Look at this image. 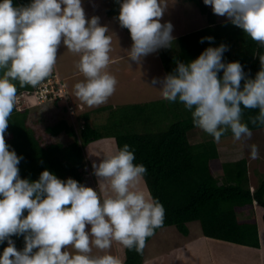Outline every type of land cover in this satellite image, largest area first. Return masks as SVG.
<instances>
[{
    "label": "clouds",
    "instance_id": "9594fccd",
    "mask_svg": "<svg viewBox=\"0 0 264 264\" xmlns=\"http://www.w3.org/2000/svg\"><path fill=\"white\" fill-rule=\"evenodd\" d=\"M118 2L116 18L132 41L128 62L139 64L172 45L173 25L161 22L167 0ZM203 3L264 48V0ZM99 20L96 15L86 18L82 0H28L25 5L0 0V244L7 241L0 264H120L107 251L114 241L142 252L146 238L163 223L164 207L140 188L147 169L134 163L128 144L95 154L101 157L92 162L101 198L97 189L71 177L62 180L47 169L35 180L21 178L23 157L4 139L17 102L16 82L36 86L49 77L61 44L79 55L77 68L84 79L75 83V96L89 107L107 102L117 80L107 71L112 36ZM213 39L207 36L200 42ZM227 50L224 43L206 47L186 63L177 61L163 78L153 77L150 86L162 99L183 104L193 125L214 140L231 131L241 141L252 135L242 122L243 109H258L250 122L264 126V53L257 55L260 67L250 78L239 61L225 62ZM249 149L250 158L257 159L258 146ZM13 236H23L22 249L16 248ZM94 248L102 254H93Z\"/></svg>",
    "mask_w": 264,
    "mask_h": 264
},
{
    "label": "trees",
    "instance_id": "16d2710c",
    "mask_svg": "<svg viewBox=\"0 0 264 264\" xmlns=\"http://www.w3.org/2000/svg\"><path fill=\"white\" fill-rule=\"evenodd\" d=\"M192 1L208 17V24L179 35L170 47L158 49L163 75L172 72L177 61L186 63L206 47L224 43L228 46L225 62L239 61L246 76L254 77L260 67L257 55L264 53V48L227 19L217 22L203 0ZM13 2L14 5H25L28 0ZM114 6L117 17L118 0ZM207 36L214 39L201 43V38ZM173 43L177 44L175 51L171 49ZM16 84L17 97L21 93L24 96L16 102L8 118L4 139L18 156L23 157L18 165L21 178L35 180L47 169L62 180L71 177L83 184L87 175L85 147L102 138H113L116 149L128 144L135 154L134 163L146 167L143 180L148 194L165 210L162 225L146 238L145 245L164 226L173 225L181 234L188 235L187 224L198 221L205 237L260 248L258 222L264 223V176L254 186L250 182L247 160L236 155L229 157L234 153L230 149L232 139L227 135L232 133L225 132L216 141L203 132L205 136L200 141L192 142L190 130L197 127L192 123L190 112L179 101L169 102L159 96L147 101L101 106L94 113L107 111V118L99 125L91 124L92 111L76 106L74 125L68 118L60 116L44 128V133L51 137L64 133L72 140L68 143L43 142L29 124L30 108L49 102H36L33 91L37 85L21 87L18 82ZM53 103L57 104V101ZM257 114L258 109L242 111V122L247 123L250 130L264 128L250 122ZM93 189H97L95 185ZM255 202L262 208L260 217L255 215ZM12 239L16 248H23V236ZM6 244L7 241L0 244V250ZM117 255L121 264L144 263V248L138 253L124 247V255Z\"/></svg>",
    "mask_w": 264,
    "mask_h": 264
},
{
    "label": "rangeland",
    "instance_id": "374dc122",
    "mask_svg": "<svg viewBox=\"0 0 264 264\" xmlns=\"http://www.w3.org/2000/svg\"><path fill=\"white\" fill-rule=\"evenodd\" d=\"M116 0H82V7L84 8L86 18L96 15L100 18L99 22L103 25H107L109 28V35L112 36L111 51L109 53L111 62L107 71L115 76L117 80L116 89L114 93L108 98L107 102L98 106L89 107L84 104L74 94L75 83L84 79L82 73L77 68V62L79 55L69 51L63 44L58 47L56 64L54 66L55 74L64 82V88L66 95L75 106L83 104L84 110L91 112L90 122L93 125H99L103 123L107 118V111L95 112L94 110L101 106H115L123 103L141 102L149 99H156L160 96L159 91L151 87L152 78H163L161 53L157 50L145 56L142 61L137 64L136 62H128L126 50L131 46V38L129 31L120 26L115 9ZM210 10L211 7L207 6ZM212 12V10H211ZM212 17L218 22L225 20V17L218 16L212 12ZM207 16L202 14L199 8L192 0H167V7L161 22L170 21L173 25L172 35L177 38L179 35L200 28L208 24ZM177 44L173 43L172 50H177ZM62 77H64L62 79ZM65 102V101H64ZM63 100L58 101L57 104L52 102L44 105H36L30 108L29 124L39 135L43 142L61 141L68 143L72 140L71 137L60 134L54 138L44 133L46 125L53 124L57 121L58 117H66L64 110ZM63 108V109H62ZM64 111V112H63ZM65 113V114H64ZM190 139L192 142H198L205 136V133L200 128L196 130H190ZM252 135L250 139H244L241 141H235L232 134L227 137L232 139V145L230 149L234 154H229V157L237 156L244 157L249 165L250 182L256 186L260 179L264 176V128L251 130ZM226 133H231L227 131ZM209 134H207L208 136ZM94 142V141H93ZM90 144V143H89ZM85 147L86 156V177L83 180V185L93 188V185L99 190L101 198L104 193L99 189L98 178L94 175L92 169V162H99L101 157L95 154L106 155L116 150L115 144L107 145L106 147L101 145L99 141ZM256 144L259 149V157L257 159L250 158L249 145ZM102 147V150L100 148ZM220 175V173H216ZM140 188L145 190V183L142 179ZM253 189V187H252ZM97 190V191H98ZM262 208L258 204H254V212L257 217H260ZM189 228L188 235L181 234L175 226H164L156 232L144 247V263L143 264H179L182 260L185 264H264V223L258 222L259 226V238L261 248L257 251H252L247 247L226 243L219 245L222 250L223 247L229 246L228 252L224 255V259H219L214 255L211 258L204 252H199L194 255V259L189 257L182 251V258L176 256L178 261L174 263V259L169 254L171 250H174L180 244L185 247L186 245H192V247L198 246L202 241L192 242L200 240L205 237L201 233L200 224L198 221H191L187 224ZM215 243V242H214ZM211 244V242H210ZM220 244V243H219ZM231 244V245H230ZM18 249V248H17ZM19 250V249H18ZM111 255L115 256L121 264V258L117 254L124 255V247L114 241L111 249L107 250ZM194 250H192V253ZM176 252V251H175ZM93 254L99 253V250L93 249ZM173 254V253H172ZM223 254V253H222ZM220 254V255H222ZM211 259V262L210 260Z\"/></svg>",
    "mask_w": 264,
    "mask_h": 264
},
{
    "label": "crops",
    "instance_id": "0c3cea01",
    "mask_svg": "<svg viewBox=\"0 0 264 264\" xmlns=\"http://www.w3.org/2000/svg\"><path fill=\"white\" fill-rule=\"evenodd\" d=\"M64 77H62V79H63ZM78 106H80L81 108H83V104H78ZM63 134V133H62ZM60 135V134H59ZM59 135H57V136H55L54 138H56V137H58ZM65 135V134H64ZM97 141H99V143L102 145L103 144V146H107L108 144L109 145H111V143L112 144H115V141H114V139L113 138H102V139H99V140H97ZM94 142H96V141H94ZM94 142H92V143H94ZM91 144V143H90ZM89 144V145H90ZM115 147H116V145H115ZM100 148H101V150H102V147L100 146ZM145 190H143L146 194H148V191H147V189H146V185H145V188H144ZM198 241H202L198 246H195V247H192V245H189V246H185V247H183V246H181V244L178 246V247H176L174 250H171L170 252H168L169 254H165V255H171L172 257H173V259H174V263H176V261H178L179 259L176 257L177 255L179 256V257H181L182 258V251L183 252H185V254L186 255H188L189 257H192V255H193V259H194V255L195 254H197V253H199V252H204V253H206L210 258H211V255H214L215 257H217V258H219V259H224L225 257H224V255L226 254V252H228L229 251V249H231V247H229V246H220V247H223V249L221 250L220 248H219V245H221V244H226V243H230V242H226V241H223V240H219V239H214V238H210V237H202L200 240H195V241H192V242H198ZM210 242H211V244H210ZM215 242V243H214ZM220 243V244H219ZM231 244H233V243H231ZM230 244V245H231ZM237 245V244H236ZM244 247H246V246H244ZM248 249H250V247H247ZM260 248H261V246H260ZM259 248V249H260ZM252 249V251H257L258 249H254V248H251ZM192 250H194L193 252L194 253H192ZM176 251V252H175ZM173 253V254H172ZM223 253V254H222ZM220 254H222V255H220ZM178 259V260H177ZM210 260V262H211V259H209ZM179 262V264H185V262L182 260V263H180V260L178 261Z\"/></svg>",
    "mask_w": 264,
    "mask_h": 264
},
{
    "label": "built area",
    "instance_id": "2783aa9c",
    "mask_svg": "<svg viewBox=\"0 0 264 264\" xmlns=\"http://www.w3.org/2000/svg\"><path fill=\"white\" fill-rule=\"evenodd\" d=\"M64 87H65L64 82L61 80V78L59 79L57 77V74H55V71L53 69V72L50 74L49 77H47L42 82L37 84V86L33 91V95L37 103H43V102L53 103L54 101L58 102L60 100L61 101L63 100V102L65 101L64 102L65 105L64 107L66 109L65 112L67 118L72 123L73 120L75 119L77 109L74 106V104L70 102V100L68 101L69 96L66 95V91H65L66 88ZM21 96H24V93H21V95L17 97V101Z\"/></svg>",
    "mask_w": 264,
    "mask_h": 264
}]
</instances>
